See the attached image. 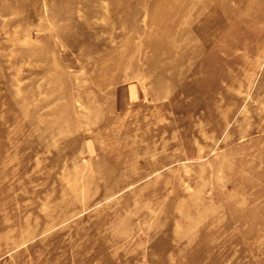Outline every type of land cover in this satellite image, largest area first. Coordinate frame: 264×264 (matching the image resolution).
<instances>
[{"label":"rangeland","instance_id":"obj_1","mask_svg":"<svg viewBox=\"0 0 264 264\" xmlns=\"http://www.w3.org/2000/svg\"><path fill=\"white\" fill-rule=\"evenodd\" d=\"M0 264H264V0H0Z\"/></svg>","mask_w":264,"mask_h":264}]
</instances>
